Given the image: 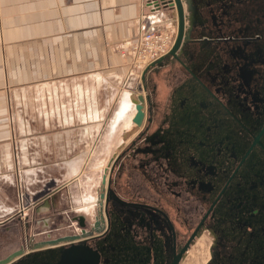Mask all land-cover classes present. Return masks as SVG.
Masks as SVG:
<instances>
[{
	"label": "flooded vegetation",
	"instance_id": "1",
	"mask_svg": "<svg viewBox=\"0 0 264 264\" xmlns=\"http://www.w3.org/2000/svg\"><path fill=\"white\" fill-rule=\"evenodd\" d=\"M183 6L188 39L141 73L142 128L99 195L45 230L20 228L0 264H264V0Z\"/></svg>",
	"mask_w": 264,
	"mask_h": 264
},
{
	"label": "rangeland",
	"instance_id": "2",
	"mask_svg": "<svg viewBox=\"0 0 264 264\" xmlns=\"http://www.w3.org/2000/svg\"><path fill=\"white\" fill-rule=\"evenodd\" d=\"M161 13L167 17L162 28L173 35L174 10L163 8ZM120 56L116 69L80 77L84 90L72 85L74 80L71 86L43 82L11 95V137L0 143V176H6L0 179V223L22 203L53 200L50 212L41 208L30 220L0 226V259L18 248L20 228L29 222L40 231L49 217L62 221L64 213H83L99 195L111 159L141 130L144 120L134 123L137 105L127 101V92L139 99L146 66L142 71L136 59ZM97 73L103 75L92 76ZM126 103L131 109L123 115Z\"/></svg>",
	"mask_w": 264,
	"mask_h": 264
},
{
	"label": "crops",
	"instance_id": "3",
	"mask_svg": "<svg viewBox=\"0 0 264 264\" xmlns=\"http://www.w3.org/2000/svg\"><path fill=\"white\" fill-rule=\"evenodd\" d=\"M146 5V0H0V143L11 137L13 93L43 82L71 86L74 80L75 86L82 76L105 74L119 67L120 48L142 33L147 17L164 28L167 17ZM98 74L103 75L92 76ZM80 84L77 89L84 90ZM127 93L133 102V93Z\"/></svg>",
	"mask_w": 264,
	"mask_h": 264
},
{
	"label": "built area",
	"instance_id": "4",
	"mask_svg": "<svg viewBox=\"0 0 264 264\" xmlns=\"http://www.w3.org/2000/svg\"><path fill=\"white\" fill-rule=\"evenodd\" d=\"M146 3V6L152 9L154 15L163 10L155 0H146ZM161 24L152 22L150 17H147L142 28V33L136 39L126 41L123 44L120 48L121 55L124 58L136 59L138 68L141 70L145 66L149 67L167 56L174 46L172 42L175 33L171 35L167 31H164L162 26H160Z\"/></svg>",
	"mask_w": 264,
	"mask_h": 264
},
{
	"label": "water",
	"instance_id": "5",
	"mask_svg": "<svg viewBox=\"0 0 264 264\" xmlns=\"http://www.w3.org/2000/svg\"><path fill=\"white\" fill-rule=\"evenodd\" d=\"M159 1L160 2L170 1L172 3V6L173 7H176V10L178 12V14H177V16H178L177 37L175 39L174 46H173L172 50L169 53V55H171V56H176V53L182 47V44H183L184 39H188V37H186V35H187L186 34V22H185V18L186 17H185V9H184V6H183V1L182 0H159ZM150 66H154V64H152ZM144 73H143V78H144ZM136 111H137V113H136L135 118H134L133 121H134L135 124L141 125L142 122H143V120H144V117H145L144 116L145 114H144V111H143V106L140 105V104H137ZM103 182L104 183L106 182L105 181V178H104V181Z\"/></svg>",
	"mask_w": 264,
	"mask_h": 264
},
{
	"label": "bare ground",
	"instance_id": "6",
	"mask_svg": "<svg viewBox=\"0 0 264 264\" xmlns=\"http://www.w3.org/2000/svg\"><path fill=\"white\" fill-rule=\"evenodd\" d=\"M183 1V0H182ZM165 2V4L166 3H168L169 4V2L170 1H164ZM171 3V2H170ZM185 4V3H184ZM174 8H176V7H174ZM185 11H186V7H185ZM177 14H178V12H177ZM187 16V12H185V17ZM187 24V23H186ZM178 30V29H177ZM176 32V29L174 30V33ZM176 37H177V35H176V33L174 34V37H173V42H172V45L174 44V42H175V39H176ZM171 45V46H172ZM146 69L148 68V67H145ZM144 68V69H145ZM143 69V70H144ZM146 69L144 70V72L146 71ZM142 70V71H143ZM143 72V73H144ZM129 97V96H128ZM130 102V101H129ZM133 103L135 104V105H137V104H140V105H142L143 106V109H144V104H145V99L143 98V97H139V99L137 100V101H135L134 99H133ZM130 103H126V106H125V108L123 109L124 111H123V115L124 114H126L128 111H129V109H131V107H130V105H129ZM112 163H113V161L110 163V167H111V165H112ZM112 172V171H111ZM104 178H105V181H107V178H106V176H104L103 177V181H104ZM103 185L105 186L106 185V182L104 183L103 182ZM105 191V190H104ZM202 258V257H201Z\"/></svg>",
	"mask_w": 264,
	"mask_h": 264
}]
</instances>
